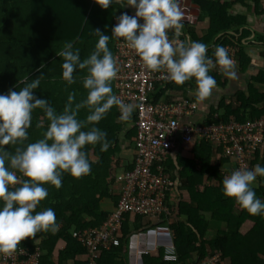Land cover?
I'll use <instances>...</instances> for the list:
<instances>
[{"label":"trees","instance_id":"obj_1","mask_svg":"<svg viewBox=\"0 0 264 264\" xmlns=\"http://www.w3.org/2000/svg\"><path fill=\"white\" fill-rule=\"evenodd\" d=\"M253 1L255 5L258 2ZM199 2L204 3L202 15L207 16L209 21L206 37L197 41L209 45L205 55L212 58L216 46L229 42L224 35L226 31L243 21L239 15L227 11L228 2ZM114 8V3L102 8L95 0H0V94L18 90L38 78L39 84L32 90L34 98L48 101L57 114L68 103L69 93L73 95L72 105L84 99L87 93L82 86L85 70L74 69L73 83L67 84L61 78L63 57L56 53L63 49L65 42H71L72 50H78L79 58H86L98 39L96 29L109 35L108 49H113L111 30ZM219 32L223 34L212 41ZM239 61L245 68L249 58L241 54ZM209 75L214 78L215 84H226V79H220L221 74L210 72ZM254 80L264 82V71H258ZM190 82L195 85L194 79ZM156 87V97L160 98L166 89L173 87V83L157 84ZM166 99L171 100L167 96ZM87 112V108L78 109L76 118L84 120ZM212 112L209 121L204 123L257 119L264 115V92L249 85L247 95L239 91L234 101L222 98ZM214 112L217 114L214 115ZM118 116L119 111L111 106L99 121L89 122L81 129L86 131L94 123L105 133L108 142L105 151L100 150L99 142L83 146L90 163L88 174L76 178L62 172L59 188L48 183L43 185L47 188V195L33 211L53 209L58 227L55 232L39 231L32 237H25L16 247L31 252L39 248L42 253L36 264H86V248L75 240L72 231L97 227L108 219L119 198L114 180L135 166L136 150L130 130L125 137L132 141L133 154L131 158H126V162L118 157L117 133L121 130ZM48 123L43 109H32L27 137L18 144L2 147L10 154L14 153L17 147L23 148L27 143L42 138ZM212 148V142L202 140L199 143H181L179 151L166 154L163 160L165 171L181 185L177 200L171 204L168 202L173 217H162L160 222L173 231L178 258L170 262L163 261L160 253L145 255L143 264H199L213 256L216 257V264H264V218L248 214L233 198L223 195L222 178L230 174L235 164L223 156L220 148ZM182 150L190 155H182ZM257 164L264 166V143L256 148L245 168L251 169ZM20 179L25 178L21 176ZM183 191L187 194L185 198L181 196ZM253 191L264 201V177L257 176ZM120 222L122 237L117 245L97 249V264H126V238L139 224L137 221L130 223L128 215H122Z\"/></svg>","mask_w":264,"mask_h":264},{"label":"clouds","instance_id":"obj_2","mask_svg":"<svg viewBox=\"0 0 264 264\" xmlns=\"http://www.w3.org/2000/svg\"><path fill=\"white\" fill-rule=\"evenodd\" d=\"M184 1L117 0L121 7L127 5L135 12L132 16L121 13L112 27L111 36L115 40L116 37L123 38L128 47L138 54L146 69L166 71L171 82L180 85L194 79V94L197 99H203L210 94L216 82L207 74L211 58L205 55L206 45L190 39L183 43L180 34L185 22L182 19L188 22L191 19L189 7ZM95 2L102 8H108L113 0ZM137 18H142L143 23L138 24ZM168 30L180 39V44L174 46L169 41ZM94 31L98 39L86 58H79L78 50H72L71 42H65L63 49L56 53L63 57L61 78L67 84L73 83L74 69L85 70L82 86L87 93L84 99L72 105L73 95L69 93L68 103L57 114L48 101L34 98L32 90L38 86V78L18 90L0 94V254H10L21 240L39 231H56L58 226L53 209L33 211L47 195V188L43 185L48 183L59 188L62 172L76 178L88 174L90 163L82 150L85 144L99 142L101 151L108 147L105 133L94 123L86 131L81 130L83 126L99 121L113 105L118 108L120 121L130 119L134 105L121 101L110 87L118 72L107 47L110 37L99 29ZM223 46L215 48V63L227 74L234 75L231 71L233 62ZM36 107L43 109L49 121L42 138L27 143L23 148L17 147L10 154L2 146L18 144L27 137L31 110ZM82 107L88 112L84 120H77V110ZM21 176L25 179L21 180ZM257 176L264 177V166L257 164L251 169H234L222 178L221 191L225 197L233 198L248 214L264 218V201L253 191Z\"/></svg>","mask_w":264,"mask_h":264},{"label":"built area","instance_id":"obj_3","mask_svg":"<svg viewBox=\"0 0 264 264\" xmlns=\"http://www.w3.org/2000/svg\"><path fill=\"white\" fill-rule=\"evenodd\" d=\"M168 39L174 46L181 42L174 35ZM223 47L235 66L238 49L232 45ZM114 53L118 68L114 77L115 95L124 103L134 105L135 166L114 180L119 198L108 219L97 227L73 230L72 236L86 248V264H97V249L118 244L122 237L120 217L128 215L130 223L137 221L139 226L127 235L126 264H143L145 255L159 253L162 260L176 261L174 233L160 219L173 217L168 202L177 200L181 182L172 180L165 171L166 154H172L181 143L207 140L213 143V150L220 148L223 156L234 162L233 170L244 169L256 148L264 143V115L244 121L197 123L184 120L194 112L193 101H166L156 97L157 84L170 81L166 71L146 69L123 38L116 37ZM210 65L217 73L225 72L216 65L215 57L210 59ZM41 253L39 248L31 252L18 247L10 254H2L0 264H36ZM215 261L213 256L199 264H216Z\"/></svg>","mask_w":264,"mask_h":264},{"label":"crops","instance_id":"obj_4","mask_svg":"<svg viewBox=\"0 0 264 264\" xmlns=\"http://www.w3.org/2000/svg\"><path fill=\"white\" fill-rule=\"evenodd\" d=\"M189 1L190 0L184 1V3L189 7L188 11L191 19L189 20L190 22L182 19V22H185L183 24L180 34L183 38V43H187L188 39L197 41L200 38L206 37L205 34L207 33V24L209 20L208 17H204L202 15V6L204 3L199 1H219L221 3L228 2L227 11L230 14L239 15L240 20L243 21L241 25L236 26L235 28H231L224 34L229 42L224 43L223 45L229 44L238 49L236 54L237 65L232 66L231 69L234 75H229L226 72L220 75L217 72L213 71V67H211L209 64L207 74L209 75L210 72H213L216 75H220L221 80L226 79V84L224 86H219L215 84L214 88L207 97L203 99H197L194 94L196 86L194 84H191V79L185 81L183 84L180 85L169 81L166 84L173 83V87L166 89L167 91H165L161 96L166 101H168L166 99V96L167 98H171L170 101H178L182 99H188L190 101H193L196 106L194 112L192 115L185 117L184 120L193 121L197 123H204V121H209V114L213 113L212 110L218 107V103L222 98H225V101H234L236 99V93L239 91H243L244 94L247 95L249 85H252L253 89H257L260 92H264V82H257L254 80V77L256 76L258 71H264V0H258L256 5L253 0H242V2L240 0H194L190 3ZM113 3L115 4V8L112 17V27L114 25L115 17L120 15L121 13H126L129 16L134 15V8L129 7L127 5L121 7L117 0H113ZM54 9L55 8L52 7V10L56 12ZM184 9L187 10V7H185V5ZM137 22L138 24L143 23L142 18H137ZM170 31L171 30H168V33ZM221 34H223V32H219L218 34H216L213 37L212 41H215L217 38H219ZM111 42V46L113 47V49L110 48L109 51L112 53L113 58L116 62L114 53L115 37H113V40H111ZM208 47L209 45L206 46V50L208 49ZM241 54H244L246 55V57L249 58V61L245 68H242L240 65L239 57L241 56ZM162 85L164 86L165 84ZM110 87L112 93L115 94L116 88L114 78L110 82ZM116 109L118 110L117 107ZM214 113V115L217 114L216 112ZM135 118L136 117L134 116V111H132L130 119L127 121H120L117 118V123H119L121 129L117 133L118 145L120 147L118 157H121L123 159L122 162H126V158H131L133 154L132 141L129 138L127 139L125 137V134L129 130L132 131L133 135L131 136V139H133L135 134V128L133 124ZM76 119L80 120L79 118ZM179 150L180 149H177L175 151ZM180 152L182 155L185 156L190 155L185 150H182ZM181 196L185 198L187 197V194L185 192H182Z\"/></svg>","mask_w":264,"mask_h":264},{"label":"bare ground","instance_id":"obj_5","mask_svg":"<svg viewBox=\"0 0 264 264\" xmlns=\"http://www.w3.org/2000/svg\"><path fill=\"white\" fill-rule=\"evenodd\" d=\"M171 35L176 36L173 32H169V33H168V36H171Z\"/></svg>","mask_w":264,"mask_h":264},{"label":"rangeland","instance_id":"obj_6","mask_svg":"<svg viewBox=\"0 0 264 264\" xmlns=\"http://www.w3.org/2000/svg\"><path fill=\"white\" fill-rule=\"evenodd\" d=\"M176 199H177V198H176ZM205 217H208V218H209L208 214H205ZM208 218H207V219H208ZM195 255H196V254H193V256H195Z\"/></svg>","mask_w":264,"mask_h":264},{"label":"water","instance_id":"obj_7","mask_svg":"<svg viewBox=\"0 0 264 264\" xmlns=\"http://www.w3.org/2000/svg\"><path fill=\"white\" fill-rule=\"evenodd\" d=\"M185 11V10H184Z\"/></svg>","mask_w":264,"mask_h":264}]
</instances>
